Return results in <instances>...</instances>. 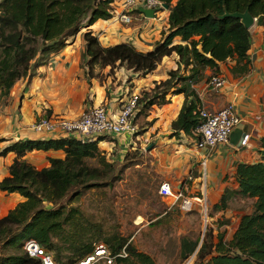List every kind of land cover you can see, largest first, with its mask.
<instances>
[{
	"label": "trees",
	"instance_id": "obj_1",
	"mask_svg": "<svg viewBox=\"0 0 264 264\" xmlns=\"http://www.w3.org/2000/svg\"><path fill=\"white\" fill-rule=\"evenodd\" d=\"M161 1L169 8L168 27L152 49L141 51L128 42L102 46L91 30H85L82 58L88 69L96 64L111 68L125 65L146 75L162 57L175 53L177 68L168 70L165 80L142 94L140 110L165 103L170 91L183 93L184 102L170 126L174 134L181 131L192 136L200 123L201 103L191 85L221 73L222 63L227 64L233 77L251 70L247 54L250 30L240 18L225 14L248 10L255 22L262 24L264 0ZM113 3L114 0H0V95H7L20 78L31 77L37 66L63 48L82 27L111 18ZM101 138L19 139L0 151V155L9 151L16 154L8 174L0 180V191L23 197L0 217V264H41L40 258L24 252L23 243L28 239L50 251L55 264H75L92 253L97 243L105 244L115 256L113 264H157L120 231L106 229L102 221L92 219L79 205L72 204L88 189L111 188L120 179V171L130 165L126 162L117 169L116 163L98 147ZM260 147L258 161L240 162L235 169L238 188L234 194L251 200L250 212L241 215L229 238L225 236L226 229L219 227L214 234L209 228L197 251L199 238L183 236L181 260L196 251L190 264H264V137ZM51 149L62 150L64 156L49 158L45 167L37 168L23 157L28 151ZM226 196L222 195L212 209H224ZM224 221L228 220L219 224Z\"/></svg>",
	"mask_w": 264,
	"mask_h": 264
},
{
	"label": "crops",
	"instance_id": "obj_2",
	"mask_svg": "<svg viewBox=\"0 0 264 264\" xmlns=\"http://www.w3.org/2000/svg\"><path fill=\"white\" fill-rule=\"evenodd\" d=\"M121 9V0H114L111 18L98 19L92 25L82 27L67 39L63 48L51 53L37 66L31 77L20 78L7 95H0V151L19 139L64 137L59 131L34 130L33 122L41 117L74 119L87 108L99 105L110 114H117L130 93H138L142 97L144 92H150L154 82L168 77L167 70L177 68L178 56L172 53L162 57L156 68L146 75L134 72L125 65L113 68L94 65L91 68L93 75L89 74L86 60L82 58V33L85 30H91L102 46L128 42L141 51H147L152 49L168 27V7H163L153 17L134 11L130 22L119 20ZM249 30L250 47L247 54L251 70L248 74L233 77L227 64L222 63L221 74L225 77L222 87L212 88L205 81L191 85L198 94L201 106L208 110H218L228 103L234 104L240 118L234 129L242 130V135L250 134L247 146H239V141L233 145L228 138L227 143L211 149H198L193 136L181 131L174 134L170 124L184 102L183 93L170 91L166 94L165 103L153 104L144 110H140L139 104L133 119L136 126L138 120L143 121L144 125L140 128L142 132L137 137L144 141L140 144L154 159L153 164L162 175V181H168L176 190L184 187L185 194L202 190L205 202L211 208L209 218L215 221L218 228L226 231L231 229L232 233L241 215L251 210L250 199L234 194L238 188L236 165L258 161L260 140L264 137V22L257 24L254 18ZM177 41L175 38L174 42ZM161 67L165 71L158 73ZM98 70L103 73L101 77L97 74ZM206 74H209V70ZM99 137L102 138L97 143L98 147L112 161H122L125 154L136 148V135L124 132ZM15 156L12 151L0 155V180L8 174V166ZM63 156L62 150L51 149L28 151L23 157L35 167L41 168L49 165V158ZM224 194L227 195V206L213 210L214 204ZM22 200L23 197L18 193L0 191V217ZM218 219L228 221L218 225Z\"/></svg>",
	"mask_w": 264,
	"mask_h": 264
},
{
	"label": "rangeland",
	"instance_id": "obj_3",
	"mask_svg": "<svg viewBox=\"0 0 264 264\" xmlns=\"http://www.w3.org/2000/svg\"><path fill=\"white\" fill-rule=\"evenodd\" d=\"M89 70V74L93 75L94 71ZM162 71L165 70L161 67L158 73ZM97 74L99 77L103 75L99 70ZM156 83L158 82H154L153 87ZM137 123V132L134 134L136 148L128 152V158L125 154L122 161H114L117 169L122 168L126 162L130 164L120 171V179L111 188L102 186L101 189L86 190L72 204L79 205L92 219L102 221L106 229L120 231L138 250L150 254L157 264H190L206 231L211 228L216 234L219 228L209 218L208 211L211 213V208L208 205V218L205 221L204 213L198 207L192 211H182L177 204L170 205L172 197H162L159 194L163 177L156 171L154 159L140 144L144 141H140L137 135L142 132L140 128L144 124L141 120ZM199 192L203 194L202 190L196 193ZM219 221L221 220L218 219V225ZM231 234V229L226 231V238ZM183 236L199 238L196 251L186 260L179 257L180 239ZM94 264L104 263L99 261Z\"/></svg>",
	"mask_w": 264,
	"mask_h": 264
},
{
	"label": "built area",
	"instance_id": "obj_4",
	"mask_svg": "<svg viewBox=\"0 0 264 264\" xmlns=\"http://www.w3.org/2000/svg\"><path fill=\"white\" fill-rule=\"evenodd\" d=\"M121 6L122 9L118 14L119 20L130 22L131 13L139 11L141 7L152 9L155 16L163 9V2L161 0H121ZM206 83L212 88H220L225 83V77L218 73ZM140 97L138 93H130L117 114H110L105 107L100 105L91 106L74 119L41 117L33 122L32 128L36 131H59L64 136H75L82 140L124 132L134 135L137 132V126L133 119L139 106ZM198 114L200 123L192 130L194 144L198 149H211L227 143L230 133L240 122L232 103H228L218 110H208L201 106ZM249 140L250 134L245 133L241 136L238 144L241 147L247 146ZM158 191L162 197H172L170 205L177 204L182 211H192L198 207L204 213L205 221H207V204L202 194L186 195L184 187L173 189L168 181H162ZM22 248L29 256L40 258L41 264H55L52 253L46 251L34 239L24 241ZM122 253L125 254L124 250ZM114 258L115 256L109 252L105 244L97 243L92 253L75 264H94L99 261L111 264Z\"/></svg>",
	"mask_w": 264,
	"mask_h": 264
},
{
	"label": "water",
	"instance_id": "obj_5",
	"mask_svg": "<svg viewBox=\"0 0 264 264\" xmlns=\"http://www.w3.org/2000/svg\"><path fill=\"white\" fill-rule=\"evenodd\" d=\"M163 7L167 8V5L163 4ZM139 11L143 13L147 17H153L154 16V11L152 9H146V8H139ZM225 15H231L233 17L240 18L241 21L244 23L246 27H250L253 22L254 18L253 16L249 13L248 10H245L244 12H232V13H226ZM242 135V130L240 129H234L230 135H229V141L233 145H236L237 142L240 140V137Z\"/></svg>",
	"mask_w": 264,
	"mask_h": 264
}]
</instances>
